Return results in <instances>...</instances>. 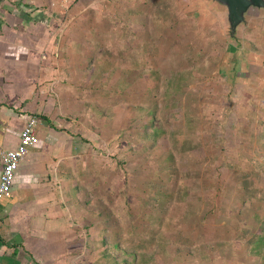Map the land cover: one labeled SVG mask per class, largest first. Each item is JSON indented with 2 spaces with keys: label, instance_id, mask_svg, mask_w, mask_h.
Returning a JSON list of instances; mask_svg holds the SVG:
<instances>
[{
  "label": "rangeland",
  "instance_id": "374dc122",
  "mask_svg": "<svg viewBox=\"0 0 264 264\" xmlns=\"http://www.w3.org/2000/svg\"><path fill=\"white\" fill-rule=\"evenodd\" d=\"M0 19L94 40L42 102L80 151L51 189L64 264H264L263 9L232 36L212 0H0Z\"/></svg>",
  "mask_w": 264,
  "mask_h": 264
},
{
  "label": "crops",
  "instance_id": "0c3cea01",
  "mask_svg": "<svg viewBox=\"0 0 264 264\" xmlns=\"http://www.w3.org/2000/svg\"><path fill=\"white\" fill-rule=\"evenodd\" d=\"M84 8L80 2L67 9L69 20L65 29L74 27L78 18L89 15L87 12L93 13V9ZM75 15L77 18L70 19ZM19 18L22 27L28 28L24 22L29 18L25 15ZM42 18L33 17L32 25L41 24ZM56 18L59 20L58 16ZM94 18L97 19L95 15ZM0 20L1 29L6 23ZM65 29V35L60 38L33 33L8 38L0 35V155L17 146L28 116L35 115L39 121L37 143L21 160L10 196L0 205V264H64L57 257L56 231L63 211L52 208L59 200L51 189L60 187L64 181L59 170L65 160L80 151H73L72 146L66 144L72 137L63 131V120L56 119L52 109L43 110L42 102L47 99L49 90L62 93L67 86L78 84L70 79L80 68L72 65V59H85L88 44L94 41L88 36L66 34ZM79 43V48L73 47ZM75 50L79 53L75 54ZM67 75L69 79L63 82Z\"/></svg>",
  "mask_w": 264,
  "mask_h": 264
},
{
  "label": "built area",
  "instance_id": "2783aa9c",
  "mask_svg": "<svg viewBox=\"0 0 264 264\" xmlns=\"http://www.w3.org/2000/svg\"><path fill=\"white\" fill-rule=\"evenodd\" d=\"M38 117L28 116L19 134L17 146L1 153L0 171V205L3 199L10 196L12 184L17 173L19 164L29 148L37 143L36 129Z\"/></svg>",
  "mask_w": 264,
  "mask_h": 264
},
{
  "label": "water",
  "instance_id": "95a60500",
  "mask_svg": "<svg viewBox=\"0 0 264 264\" xmlns=\"http://www.w3.org/2000/svg\"><path fill=\"white\" fill-rule=\"evenodd\" d=\"M226 9L230 36L245 22V15L250 9H263L264 0H212Z\"/></svg>",
  "mask_w": 264,
  "mask_h": 264
}]
</instances>
